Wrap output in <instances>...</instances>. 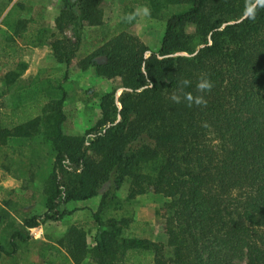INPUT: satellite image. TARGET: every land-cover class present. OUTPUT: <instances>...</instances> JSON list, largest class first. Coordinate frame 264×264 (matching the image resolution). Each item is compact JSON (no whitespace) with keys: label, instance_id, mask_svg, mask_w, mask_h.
<instances>
[{"label":"trees","instance_id":"1","mask_svg":"<svg viewBox=\"0 0 264 264\" xmlns=\"http://www.w3.org/2000/svg\"><path fill=\"white\" fill-rule=\"evenodd\" d=\"M14 1L0 0V21ZM139 1L125 7L121 28L97 41H84V32L103 28L107 0H64L55 29L40 12L23 19L32 14L26 0L3 20L9 34L1 59L13 57L17 39L48 45L66 66L62 83L81 55V70L121 79L123 92L101 97V119L84 137L65 131L61 83L51 89L61 98L42 93L11 113L0 105V168L20 179L30 167L35 190L37 181L44 185L46 209L24 213L38 191L0 206V264L26 261L43 223H63L76 212L66 205L99 197L95 246L72 226L60 242L66 253L43 250L49 264H264V0H148L149 17L167 24L157 52L130 32ZM12 62L7 91L29 69ZM37 145L48 148L45 166ZM127 183L130 202L149 193L168 200L167 243L131 236L134 221L112 215L124 210L117 194Z\"/></svg>","mask_w":264,"mask_h":264},{"label":"rangeland","instance_id":"2","mask_svg":"<svg viewBox=\"0 0 264 264\" xmlns=\"http://www.w3.org/2000/svg\"><path fill=\"white\" fill-rule=\"evenodd\" d=\"M131 1L107 0L104 5L105 25L103 28L87 27L84 32V41H97L103 33L114 32L121 28L125 7ZM17 2L18 0L14 1L0 21V43L5 41L9 34L7 28L3 25V20ZM25 3V7L32 14L23 15V19L30 20L33 16L37 17L40 12L43 14L45 26L55 29L56 19L64 8V0H26ZM133 8L140 15V19L131 28L130 32L141 39L152 52L159 51L166 31V22L152 20L149 17L148 0H140L137 4L133 5ZM20 13L22 12L19 11L17 14ZM66 36L74 40L71 30L66 32ZM15 47L16 51L10 60H3L1 59L2 56H0V105L5 107V112L11 113L15 107L23 105L27 100L34 101L35 99H39L42 97V93L48 94V99L61 98L59 92H52L51 90L53 86L59 87L61 83L68 94L65 106L68 122L65 126V131L67 135L72 137H84L86 132L101 119V97L111 92L117 93L118 98L122 95L121 79L107 80L98 77L95 69H90L86 72L81 70L78 66L82 57L81 55L75 61V66L72 67L67 82L62 83L67 69L65 65L59 64L55 59L50 46L45 45L37 48L29 43H25L21 39H17ZM21 60L28 61L31 65V70L25 75L26 78L23 82L11 91H6L3 84L5 75L15 67V62L13 63L12 61ZM33 148L41 151L43 160H38L40 161L38 165L45 166L47 163L46 155L48 156L49 153L48 148L41 145L33 146ZM4 160H6L5 153L0 152V162ZM23 161L26 162V160ZM28 164L26 165L28 166ZM26 168L23 167L26 176L20 179H14L0 168V206H3L7 201L16 200L19 197L29 198L34 191H38V202L25 208L24 213L29 217L43 215L46 213V209L43 206L44 195L42 187L44 185L37 181L38 189L35 190L36 187L31 182L32 174L28 172L30 171V167ZM39 168V166H35L33 170L38 172ZM110 187L111 184L104 187L101 192L102 195ZM129 190L130 184L127 183L121 192L117 194L123 202L124 210L114 211L112 215L119 218L129 217L134 221V232L131 236L148 239L155 243H167L163 209L168 200L162 196L149 193L130 202L128 201ZM101 201L102 197H99L87 202L71 203L68 205V209L74 208L76 205L79 207L75 209L77 216H75L72 222L68 220L63 223H43L38 229V237L31 244L30 254L27 256L26 261H21L20 264H49L50 257H44L43 250L50 247H58V251L66 253L61 248L60 242L65 238L73 223L86 231L88 245L90 248H93L98 231L93 216L99 210ZM84 205L92 206L93 210L86 209L83 207ZM3 264H11V261L5 258ZM57 264H69V262L64 261V263L60 262ZM84 264L93 263L88 259Z\"/></svg>","mask_w":264,"mask_h":264},{"label":"crops","instance_id":"3","mask_svg":"<svg viewBox=\"0 0 264 264\" xmlns=\"http://www.w3.org/2000/svg\"><path fill=\"white\" fill-rule=\"evenodd\" d=\"M126 6H127V5H126ZM124 12H125V10H124ZM139 19H140V15H139ZM21 61H22V62H25V63L28 64L29 69H28V71L26 72V74H28L29 71L31 70V65L28 63V61H24V60H21ZM26 74H25V75H26ZM25 75L22 77L21 82H23L24 79L26 78ZM21 82H20V83H21ZM5 90L7 91V88H6V87H5ZM69 205H70V204H69ZM83 207H85L86 209H89V210H93V207L90 206V205H84ZM76 208H79L78 205H76L74 208L72 207V208H69V209H68V205H67V206H65L63 209H64V210H68V211H74ZM75 216H77V213H76V212H75L71 217L67 218L66 221L70 220V221L72 222V220L75 218ZM71 226H77V225L73 223Z\"/></svg>","mask_w":264,"mask_h":264}]
</instances>
